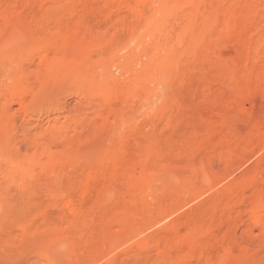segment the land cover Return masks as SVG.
<instances>
[{"label": "rangeland", "instance_id": "374dc122", "mask_svg": "<svg viewBox=\"0 0 264 264\" xmlns=\"http://www.w3.org/2000/svg\"><path fill=\"white\" fill-rule=\"evenodd\" d=\"M0 264H264V0H0Z\"/></svg>", "mask_w": 264, "mask_h": 264}]
</instances>
